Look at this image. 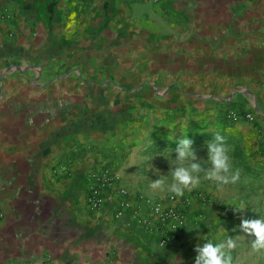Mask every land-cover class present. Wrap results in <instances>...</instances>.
I'll use <instances>...</instances> for the list:
<instances>
[{
	"label": "crops",
	"instance_id": "crops-1",
	"mask_svg": "<svg viewBox=\"0 0 264 264\" xmlns=\"http://www.w3.org/2000/svg\"><path fill=\"white\" fill-rule=\"evenodd\" d=\"M231 106L256 120H227ZM217 131L240 180L217 191L201 173L179 197L206 219L181 248L112 206L87 208L88 172L107 166L133 197L153 192L178 139L207 168ZM253 218H264V0H0V264H195L197 244L228 237L233 264H264L239 228Z\"/></svg>",
	"mask_w": 264,
	"mask_h": 264
},
{
	"label": "built area",
	"instance_id": "built-area-1",
	"mask_svg": "<svg viewBox=\"0 0 264 264\" xmlns=\"http://www.w3.org/2000/svg\"><path fill=\"white\" fill-rule=\"evenodd\" d=\"M223 116L229 121L246 120L253 122L256 111L237 106L225 107ZM85 204L92 211L113 207V216L117 221L135 224L140 232L151 237L159 247L168 245L181 248L185 235L192 224L203 225L206 219L191 207L187 198H173L170 195H149L140 193L133 197L129 186L122 176L110 167L102 166L85 174ZM160 206V212L155 211ZM32 264H53L49 258H42Z\"/></svg>",
	"mask_w": 264,
	"mask_h": 264
},
{
	"label": "clouds",
	"instance_id": "clouds-1",
	"mask_svg": "<svg viewBox=\"0 0 264 264\" xmlns=\"http://www.w3.org/2000/svg\"><path fill=\"white\" fill-rule=\"evenodd\" d=\"M205 146L207 168L202 167L193 140L187 135L178 139L173 151L163 155L170 165L167 175L151 180L149 188L153 192L170 193L173 198L183 197L186 191L191 192L200 186L201 173L204 179L214 182L217 191H224L229 184H237L241 172L233 167L225 137L217 131L212 139L205 141ZM230 205H235V211L246 208L242 203ZM160 210L157 205L155 211L159 213ZM239 228L241 233L252 237L251 251L264 253V218L243 219ZM237 246V240L232 237L216 243L206 241L202 245L197 244L195 264H233L232 251Z\"/></svg>",
	"mask_w": 264,
	"mask_h": 264
},
{
	"label": "rangeland",
	"instance_id": "rangeland-1",
	"mask_svg": "<svg viewBox=\"0 0 264 264\" xmlns=\"http://www.w3.org/2000/svg\"><path fill=\"white\" fill-rule=\"evenodd\" d=\"M149 195H170V193L148 192Z\"/></svg>",
	"mask_w": 264,
	"mask_h": 264
}]
</instances>
